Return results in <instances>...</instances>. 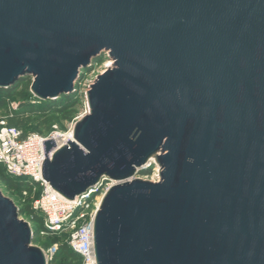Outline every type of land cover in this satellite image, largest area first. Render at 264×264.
<instances>
[{
    "label": "water",
    "instance_id": "water-1",
    "mask_svg": "<svg viewBox=\"0 0 264 264\" xmlns=\"http://www.w3.org/2000/svg\"><path fill=\"white\" fill-rule=\"evenodd\" d=\"M105 54L73 140L43 142L66 199L116 183L96 264H264V0H0L1 90L56 101ZM33 240L0 190V264H49Z\"/></svg>",
    "mask_w": 264,
    "mask_h": 264
},
{
    "label": "built area",
    "instance_id": "built-area-1",
    "mask_svg": "<svg viewBox=\"0 0 264 264\" xmlns=\"http://www.w3.org/2000/svg\"><path fill=\"white\" fill-rule=\"evenodd\" d=\"M69 136L74 138L73 131L24 136L20 129L3 120L0 122V166L9 176L24 179L41 190L40 197L33 203V210L44 217L42 234L56 235L69 231L68 244L81 258L82 264H96L94 219L102 198L116 183L103 179L99 185L74 200L66 199L50 187L43 179L42 167L46 159L43 142L54 139L57 150L68 144ZM52 156L53 152L49 157ZM159 180L160 177L156 182Z\"/></svg>",
    "mask_w": 264,
    "mask_h": 264
},
{
    "label": "rangeland",
    "instance_id": "rangeland-1",
    "mask_svg": "<svg viewBox=\"0 0 264 264\" xmlns=\"http://www.w3.org/2000/svg\"><path fill=\"white\" fill-rule=\"evenodd\" d=\"M110 62L112 63V61L107 58V54H105L103 55L101 61L93 63L91 70L85 71L81 74L80 79L76 83V92L74 94L77 103L72 109L73 116L71 120H68L64 116L58 115L56 113H52L47 117L32 116L29 114L28 109L23 110V106H31V104L38 106L41 102L31 93L33 79L24 78L21 79L22 81L20 82V85L17 89H15L16 94H19V96L8 99L4 108L0 110V122L5 120L8 125H10L11 120L18 116L19 122H22L23 124L22 126L15 127L20 129L24 136H28L30 134L49 135L54 131L60 133H68L69 131H73L76 123L88 114L89 109L86 99V92L89 90L90 86L95 83L97 78L109 68L107 65ZM31 95L34 98H31ZM152 166L153 167L148 171V173H138L136 178L156 182V180H158L160 177V167L155 163V161H153ZM3 176H6V172L3 167H0V190L4 196L11 199L19 208V210H25L27 207L32 208L33 203L39 198L41 190L39 188H34L31 194H29V192L18 193L17 191L8 188V186L3 181ZM20 218L30 223L34 231L33 245L41 248L45 252L49 264L52 262L53 264L83 263L82 260H71L68 258V256H64V254L61 253V247L68 245L70 234L69 231L56 235H43V228L41 225H37L32 220L31 214L20 213ZM42 224L44 225V222Z\"/></svg>",
    "mask_w": 264,
    "mask_h": 264
},
{
    "label": "trees",
    "instance_id": "trees-1",
    "mask_svg": "<svg viewBox=\"0 0 264 264\" xmlns=\"http://www.w3.org/2000/svg\"><path fill=\"white\" fill-rule=\"evenodd\" d=\"M102 58H103V56L96 59L94 61V63L101 61ZM21 81L22 80H20L18 83L15 84V86H13L12 88H10L8 90H1L0 89V110L4 108L8 99L16 98L19 96V94H16L15 89L18 88ZM32 97L33 96L31 95V98ZM76 103L77 102H76L75 94H72L69 96H62V97H60L59 100H56V101H49V102L41 101L38 106H35L33 104H31V106H29V105L23 106L22 109L23 110L28 109L29 114L32 116L47 117V116L51 115L52 113H56L58 115L64 116L68 120H71L72 116H73L72 109L74 108ZM38 107H40V108H38ZM22 124H23L22 122H19V117L16 116L14 119L11 120L10 126H13V127L22 126ZM0 167H2V166H0ZM149 170L145 171L144 173H148ZM3 177H4L3 181L8 186V188L17 191L18 193L29 192V194H31L33 189L35 188V186L31 185L30 182H28L24 179L13 178V177L9 176L7 174V172H6V176H3ZM40 195H41V192H40ZM40 195H39V197H40ZM20 213L31 214L32 220L37 225H41V227L44 229V225L42 224L44 222V217L41 213L35 212L33 210V206H32V208L27 207V208H25V210L21 209ZM61 253L64 254V256H68V258L71 260H81V258L79 256H77L71 250L69 244L67 246L61 247ZM51 264H53V262Z\"/></svg>",
    "mask_w": 264,
    "mask_h": 264
},
{
    "label": "bare ground",
    "instance_id": "bare-ground-1",
    "mask_svg": "<svg viewBox=\"0 0 264 264\" xmlns=\"http://www.w3.org/2000/svg\"><path fill=\"white\" fill-rule=\"evenodd\" d=\"M112 64H113V62L111 63H108V65H107V67H110V66H112ZM70 137V140L69 141H71V140H73V138H72V136H69ZM58 139L60 140L61 139V137H58ZM159 173H160V171H159Z\"/></svg>",
    "mask_w": 264,
    "mask_h": 264
}]
</instances>
